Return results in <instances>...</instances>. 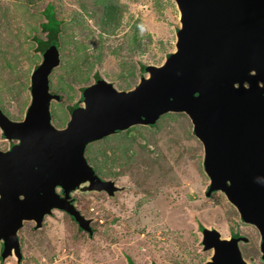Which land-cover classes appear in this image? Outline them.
<instances>
[{"label": "rangeland", "instance_id": "obj_1", "mask_svg": "<svg viewBox=\"0 0 264 264\" xmlns=\"http://www.w3.org/2000/svg\"><path fill=\"white\" fill-rule=\"evenodd\" d=\"M119 1L125 4L123 20L118 28L105 30L92 8L88 12L83 7L93 0H37L27 8L15 0H0V100L11 119H23L31 102V75L42 61L33 36L46 37L40 24L48 2L56 4L58 16L66 21L64 35L69 39L87 42L89 25L97 33L105 30L99 46L102 53L91 56L89 65L82 62L86 52L74 64L75 44L62 42L61 62L51 73L52 81L50 75L51 90H55L52 85L64 86L63 106L57 107L62 119H52L58 128L69 122L70 105H85L82 87L95 82L96 72L118 90L133 89L149 76L140 69L141 63L161 65L176 50L181 26L176 0ZM72 18H84L87 27L75 25ZM137 19L141 49L107 51L108 44L124 43L125 35L135 31L131 25ZM88 46V52L97 53V41H89ZM17 86L29 96L26 103L25 95H13ZM57 101L52 100L51 112ZM15 141L0 128L1 149ZM145 144L154 152L142 149ZM85 153L89 163L97 165V172L119 187L114 196L86 189L88 183L72 191L94 231L78 229L68 214L53 209L42 226L25 220L19 230L23 260L19 263L12 255L0 258V264H131L129 259L135 264H208L214 251L203 245L201 224L218 229L224 238H231L232 228L246 234L249 242H239L243 257L250 264H264L258 229L241 218L223 191L207 196L210 178L204 168V146L185 112L166 113L155 126L138 124L130 131L112 133L88 144ZM128 157L134 159L127 162Z\"/></svg>", "mask_w": 264, "mask_h": 264}, {"label": "water", "instance_id": "obj_2", "mask_svg": "<svg viewBox=\"0 0 264 264\" xmlns=\"http://www.w3.org/2000/svg\"><path fill=\"white\" fill-rule=\"evenodd\" d=\"M181 26L176 50L129 90L100 78L82 94L68 124L52 122L50 75L60 62L51 46L31 75V102L21 120L0 108V258L23 260L19 230L25 220L37 227L53 209L70 214L92 232L90 220L70 201L86 189L114 194L86 157L87 145L138 124H152L166 112H185L204 146L210 178L206 194L223 191L241 218L254 225L264 255V0H176ZM64 189V194L57 187ZM202 242L214 254L208 264H250L237 238L204 227Z\"/></svg>", "mask_w": 264, "mask_h": 264}, {"label": "trees", "instance_id": "obj_3", "mask_svg": "<svg viewBox=\"0 0 264 264\" xmlns=\"http://www.w3.org/2000/svg\"><path fill=\"white\" fill-rule=\"evenodd\" d=\"M15 1L20 3L23 7L27 8V6H29L30 4H33L37 0H15ZM83 7L88 12H89V9L92 8V12L97 14V17L101 18V26L103 25L102 27L105 30H109L112 26H116V27L119 26L121 21L123 20V18H122L123 17V11L125 12V4H122L119 0H93V3H86V2L83 3ZM97 7H98V11H97ZM42 13L45 16V19L43 20V22H41L40 26H41V30L45 32L46 37L42 38L38 35L33 36L37 42L36 48L38 49V51L42 55L45 52V50L51 46H56L57 48H59V50L62 49V42H68L70 44H73V43L75 44L77 54L74 56V59H73L74 64H76L81 59L80 58L81 52H86V54H87L84 57V59L82 60V62H84L85 65H89V59L91 58V56L94 57L97 55H101L102 52H99V46L102 45V42L104 40V39L101 40V38H102L103 33H105V30H102V31L97 33V31L95 30V27H92L91 25H89L87 28V34L85 36L87 39V42L85 41V39H82V38L80 40L69 39L68 37H66L64 35V31L67 27L66 21H64L63 18H60L58 16L57 6L54 2H48L47 5L45 6V8L43 9ZM73 22L75 23V25H83L85 23V19L84 18H72V23ZM139 24H140V19H137V21L135 23H132V25H131L132 28L133 27L135 28V31H132L131 33H128L127 35H125L124 43L117 45L115 47L114 46L112 47L110 44H108L107 51L116 53L118 51V49L127 48L129 51L134 52L136 48L141 49L142 35L138 31V28H139L138 25ZM84 27H87V24H84ZM92 40H94V42L97 41V45H98L97 46V53H94L93 51L88 52V50L90 49L88 46V42L92 41ZM170 54L171 53H168L167 55L169 56ZM60 58H61V56H60ZM38 65L35 66V69L38 67ZM152 66H153L152 64L141 63L140 69L144 72H147V71H149V68ZM85 73H86V75H88L87 72H85ZM132 74H134V73H132ZM134 76L135 75H133V77ZM100 78L101 77L96 72L95 73V81H97ZM52 79H53V75H51V81H52ZM90 85H86V86L82 87V94L85 92L86 88ZM52 86L55 88L54 91L58 92L59 94L61 93V91L64 90L63 84L57 85V86L52 85ZM29 88H31V86H29ZM24 89H25V87H24ZM2 90H3V88H2ZM2 90L0 92H2ZM20 94L25 95L22 91V87L19 88L17 86L13 90V95L15 96V98H17L20 96ZM25 96H26V99L24 100V103H26L28 101V98H29V96H27V95H25ZM62 99H63V94L62 95L60 94V99L54 103L53 111L51 112L52 113V119L56 118V117L62 119V117L58 114V109H57V107L63 106L62 105L63 104ZM77 106H78V104L70 105L69 106L70 111L72 112ZM0 108L2 110L4 109L5 110L4 112L7 113L8 115H11L8 108L4 107V104L2 103L1 100H0ZM166 113H171V112H166ZM166 113H164L163 115H165ZM159 119L156 122H154L152 124H148V125H150V126L157 125ZM134 127L137 128L138 125L131 126L130 128H128L124 131H127V130L130 131V129L132 130ZM108 136H110V135H108ZM108 136L105 138L107 139ZM13 144L14 143H12L10 146H12ZM141 147H143L142 149H145V151H147V153H153L155 150V148H150L149 146H147V144L142 145ZM151 158H153L154 161L156 159L155 157H152V156H151ZM132 159H134V158L128 157L126 160L128 162V160H132ZM94 167L97 169V165H95ZM233 208L235 209L234 206H233ZM235 211H236V209H235ZM199 227H200V229H203L204 225L201 224ZM91 233L92 232H89V234H91ZM231 236H232V238L239 239L240 242H243V244L249 242V237L246 234L243 235V233H241L239 230H234L233 228H232ZM243 247H244V245H243ZM259 255L264 260V255L262 254V252L261 253L259 252ZM129 261H131V264H135L134 261H132L131 259H129ZM152 264H155V262H153Z\"/></svg>", "mask_w": 264, "mask_h": 264}, {"label": "flooded vegetation", "instance_id": "obj_4", "mask_svg": "<svg viewBox=\"0 0 264 264\" xmlns=\"http://www.w3.org/2000/svg\"><path fill=\"white\" fill-rule=\"evenodd\" d=\"M68 124V123H67ZM65 127V126H64ZM126 130V129H125ZM122 131H124V130H122ZM119 132H121V131H119ZM113 134H115V133H113ZM112 135V134H111ZM107 137V136H106ZM105 138V137H104ZM104 138H102V139H104ZM17 141H15L14 143H16ZM9 148H11V147H9ZM8 148V149H9ZM7 150V149H6ZM105 179V178H104ZM57 189H58V192L60 193V194H64V189H63V187H61V186H58L57 187ZM74 190V189H73ZM72 190V191H73ZM72 191L70 192V196H69V199H70V201L77 207V209L80 211V213L82 214V215H84L85 216V214L82 212V210L76 205V203H75V201H76V198L71 194L72 193ZM109 194V193H108ZM109 195H112V196H114L115 195V193L114 194H109ZM56 209V208H55ZM61 210V209H60ZM63 211V210H62ZM66 213V212H65ZM66 214H68V213H66ZM69 215V217L75 222V224L77 225V228L79 229V228H81V230L83 229L80 225H79V223L77 222V221H75V219L70 215V214H68ZM94 231V229H93V227H92V232ZM232 237V236H231ZM2 244V241H0V245Z\"/></svg>", "mask_w": 264, "mask_h": 264}]
</instances>
